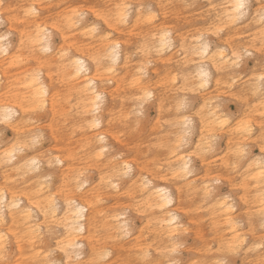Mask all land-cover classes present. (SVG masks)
I'll return each mask as SVG.
<instances>
[{"label": "clouds", "instance_id": "clouds-1", "mask_svg": "<svg viewBox=\"0 0 264 264\" xmlns=\"http://www.w3.org/2000/svg\"><path fill=\"white\" fill-rule=\"evenodd\" d=\"M0 264H264V0H0Z\"/></svg>", "mask_w": 264, "mask_h": 264}]
</instances>
